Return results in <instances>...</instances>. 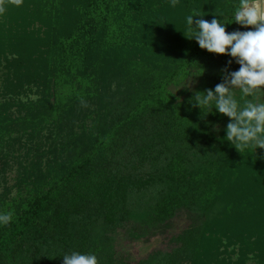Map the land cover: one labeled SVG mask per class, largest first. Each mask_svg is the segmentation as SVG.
Returning <instances> with one entry per match:
<instances>
[{
  "label": "trees",
  "instance_id": "16d2710c",
  "mask_svg": "<svg viewBox=\"0 0 264 264\" xmlns=\"http://www.w3.org/2000/svg\"><path fill=\"white\" fill-rule=\"evenodd\" d=\"M238 2L0 0V152L12 144L4 157L19 176L16 194L0 195V212L13 213L0 264H63L72 251L99 264H229L224 237L240 248L237 264H264V149L240 153L224 139L229 118L209 114L206 125L193 106L233 58L185 36L193 10L226 32L253 30L231 28ZM188 68L193 86L168 93ZM181 212L190 221L169 249L133 262L119 245L163 233Z\"/></svg>",
  "mask_w": 264,
  "mask_h": 264
},
{
  "label": "clouds",
  "instance_id": "9594fccd",
  "mask_svg": "<svg viewBox=\"0 0 264 264\" xmlns=\"http://www.w3.org/2000/svg\"><path fill=\"white\" fill-rule=\"evenodd\" d=\"M12 3L20 6L23 0H12ZM170 3L175 7L178 0H170ZM4 11L5 8L0 6V14ZM204 15L197 10L187 15V35H184L194 38L201 49L226 54L233 59L225 66L221 83L214 89L195 92L193 106L200 109L199 116L206 125L212 123L205 119L209 114L219 113L228 117L224 139L240 153L249 148L253 151L264 149V0H239L234 6L232 21L244 27L253 26V30L229 33L220 19L213 18L209 22L200 18L194 21V17ZM233 60L239 69L228 71ZM198 74L188 68L180 85L168 93L174 95L177 88L186 86V78ZM212 128L219 131L217 125L213 124ZM12 219V212H0V227L10 224ZM62 257L63 264H99L97 256L91 253L72 251Z\"/></svg>",
  "mask_w": 264,
  "mask_h": 264
},
{
  "label": "rangeland",
  "instance_id": "374dc122",
  "mask_svg": "<svg viewBox=\"0 0 264 264\" xmlns=\"http://www.w3.org/2000/svg\"><path fill=\"white\" fill-rule=\"evenodd\" d=\"M239 26H240L239 24L234 22L232 23L231 28L237 29ZM181 45H182V48H187L186 43H183ZM181 45L178 43V46L180 48H181ZM112 58L114 59V61H116L117 71L122 72V69H124L123 62L124 60H126L124 55H122V53L114 51L112 53ZM132 58H135V57L131 56L132 63L130 62V64H127V68H128V65L135 64ZM140 61H145V60L143 58V60L141 59ZM193 84H194V80L191 78H189L186 81V85L188 87H192ZM125 90H127V88L123 87V91ZM27 98L35 100L36 96L32 93H29ZM22 99L25 100V97H23ZM96 106L97 105L95 104L88 103V107L91 109H94V108L96 109ZM85 122H87V120H85ZM11 145L12 144L10 143L7 147L3 148L2 151L0 152V195H7L9 197L16 194V191L18 189V182H19V178H18L19 176L17 173V168H18L17 160H13L11 158L7 159L4 157L8 149L11 148ZM57 147L58 145L55 146V149H57ZM48 148H51V144L49 147L47 146L43 149H48ZM52 148H54V146ZM24 152H25V149H23L21 153L23 154ZM228 205L230 204L223 202L221 206L219 205L220 207L217 208V211L219 213L226 212ZM189 221H190L189 216L186 213L181 212L176 217L171 219V221L169 222V226L166 229H164L163 233H159L157 235H149L147 237H142L140 239L123 240V241L121 239L119 241V245L130 253V259L133 262H135L141 258L147 257V255H149L151 252L155 250L169 249V245H170L169 238L172 235L177 234L183 228H185L189 224ZM229 242H230V239H227L224 237V239L222 240V247H220V252H222L223 254H220V255L224 258V260L226 259V263L231 264L232 262H235L233 264H237L238 262H240L242 258L241 251L239 250L240 248H238V246H231ZM226 248H227V251L230 252V254L226 251ZM246 258H247L246 259L247 263L254 264V258L251 255H246Z\"/></svg>",
  "mask_w": 264,
  "mask_h": 264
}]
</instances>
